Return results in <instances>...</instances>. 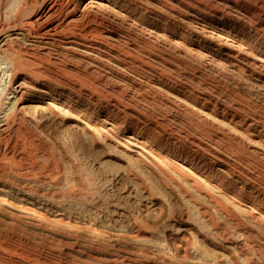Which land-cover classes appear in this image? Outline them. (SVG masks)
<instances>
[{"label": "rangeland", "instance_id": "obj_1", "mask_svg": "<svg viewBox=\"0 0 264 264\" xmlns=\"http://www.w3.org/2000/svg\"><path fill=\"white\" fill-rule=\"evenodd\" d=\"M0 264H264V0H0Z\"/></svg>", "mask_w": 264, "mask_h": 264}, {"label": "bare ground", "instance_id": "obj_2", "mask_svg": "<svg viewBox=\"0 0 264 264\" xmlns=\"http://www.w3.org/2000/svg\"><path fill=\"white\" fill-rule=\"evenodd\" d=\"M53 8V7H52ZM56 9V8H55ZM49 12L51 11L52 12V10H48ZM51 23V22H50ZM3 27V26H2ZM74 37V36H73ZM2 54V53H1Z\"/></svg>", "mask_w": 264, "mask_h": 264}]
</instances>
